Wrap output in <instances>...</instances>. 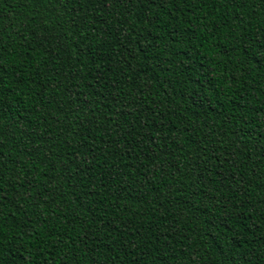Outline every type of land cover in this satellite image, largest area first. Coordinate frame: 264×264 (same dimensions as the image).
Masks as SVG:
<instances>
[{
	"label": "trees",
	"instance_id": "16d2710c",
	"mask_svg": "<svg viewBox=\"0 0 264 264\" xmlns=\"http://www.w3.org/2000/svg\"><path fill=\"white\" fill-rule=\"evenodd\" d=\"M0 264H264V0H0Z\"/></svg>",
	"mask_w": 264,
	"mask_h": 264
}]
</instances>
